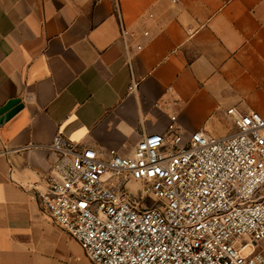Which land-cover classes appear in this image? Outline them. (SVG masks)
I'll return each instance as SVG.
<instances>
[{"label": "crops", "instance_id": "obj_1", "mask_svg": "<svg viewBox=\"0 0 264 264\" xmlns=\"http://www.w3.org/2000/svg\"><path fill=\"white\" fill-rule=\"evenodd\" d=\"M15 100L0 121V264H93L35 198L53 138L130 156L172 116L217 138L237 131L228 109L264 118V0H0V109Z\"/></svg>", "mask_w": 264, "mask_h": 264}, {"label": "built area", "instance_id": "obj_2", "mask_svg": "<svg viewBox=\"0 0 264 264\" xmlns=\"http://www.w3.org/2000/svg\"><path fill=\"white\" fill-rule=\"evenodd\" d=\"M133 36L141 50L149 32ZM226 113L237 128L228 137L185 139L172 116L130 156L56 135L40 209L93 264H264V118Z\"/></svg>", "mask_w": 264, "mask_h": 264}, {"label": "water", "instance_id": "obj_3", "mask_svg": "<svg viewBox=\"0 0 264 264\" xmlns=\"http://www.w3.org/2000/svg\"><path fill=\"white\" fill-rule=\"evenodd\" d=\"M19 101H11L4 108L0 109V121L6 120L21 109Z\"/></svg>", "mask_w": 264, "mask_h": 264}, {"label": "rangeland", "instance_id": "obj_4", "mask_svg": "<svg viewBox=\"0 0 264 264\" xmlns=\"http://www.w3.org/2000/svg\"><path fill=\"white\" fill-rule=\"evenodd\" d=\"M185 139H187L189 136L188 135H183ZM127 188L134 194L138 195L141 191V186L138 183H130ZM145 203L147 205L151 204V201L149 199L145 198ZM261 253L264 254V247L259 246L257 248Z\"/></svg>", "mask_w": 264, "mask_h": 264}]
</instances>
